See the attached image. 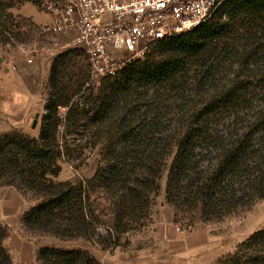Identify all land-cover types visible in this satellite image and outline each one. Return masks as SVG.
<instances>
[{
    "label": "trees",
    "instance_id": "trees-1",
    "mask_svg": "<svg viewBox=\"0 0 264 264\" xmlns=\"http://www.w3.org/2000/svg\"><path fill=\"white\" fill-rule=\"evenodd\" d=\"M8 8L0 0V36L7 30L3 19L12 18ZM158 47L159 59L150 54L130 63L94 97L89 111L101 127L102 160L87 185L53 180L60 172L58 110L67 101H49L37 139L19 134L0 139V180L36 196L37 203L23 215L26 226L98 245L109 239L104 249L113 240L116 245L114 231L128 232L158 196L170 158L165 199L175 220L179 213L200 211L204 222H220L264 199V110L248 86L215 84L214 73L220 59L233 56L240 59L234 77L264 78V0H225L197 29ZM205 52L217 61L205 60L192 78V60ZM101 196L114 213L107 237L98 232L93 214ZM4 239L0 227V264H12ZM37 261L98 264L87 251L51 247L42 248ZM215 264H264V229Z\"/></svg>",
    "mask_w": 264,
    "mask_h": 264
},
{
    "label": "rangeland",
    "instance_id": "rangeland-1",
    "mask_svg": "<svg viewBox=\"0 0 264 264\" xmlns=\"http://www.w3.org/2000/svg\"><path fill=\"white\" fill-rule=\"evenodd\" d=\"M1 1L5 6H9L7 13L12 16L10 19H3V24L7 30L0 36L2 74H5L4 69L11 71L13 66H18V68L14 69L15 78H2L3 83H0V87L4 86L21 96H26L27 99L22 102L13 101L12 103H22V105L17 108L13 106L14 113H8V116L5 117L0 116V139L9 134H19L30 139H37L49 101L53 99L67 101L68 103L58 110L61 123L56 140L59 147L57 165L60 172L56 177H53V180L56 183L70 182L75 185H87L97 172L102 160V145L99 138L101 127L98 122L92 120L93 114L89 110L95 108L96 99L94 97H97L100 88L109 82H115L116 79L113 78H119V73L96 82L91 77L88 58L82 50L77 48L65 52L53 50L52 45L56 35L50 30L51 20L49 22L48 16L38 10L36 0ZM224 1L219 0L217 9L222 6ZM222 18L227 20V12L224 11ZM21 44H36L43 51L38 54L32 64H28L20 48ZM159 49L158 47L149 57L154 60L159 59L161 56V49L160 51ZM209 59L217 61L211 52H205L193 59L190 65L192 71L189 76L197 77V72L201 71V64ZM239 60L233 56L220 59L223 62L216 67L217 70L214 72L215 84L227 83L241 88L248 86L252 95L258 98L255 105L258 109L264 110V78L260 75L251 78L246 76L234 77L233 71L240 70L236 67ZM223 66L227 69L224 68L225 70H223ZM27 103L32 104L30 109L27 107L28 112L24 108ZM69 110H71L70 114H68ZM171 162L172 158L168 160L160 175L158 182L160 190L154 201H157L161 193L165 196ZM50 176L48 177L50 178ZM3 186L8 185L0 180V191L3 190L1 189ZM17 189L23 196L24 204L22 205L27 207V210L37 203L33 192ZM94 199V194H91V201ZM11 201L9 199V203ZM154 201L145 216L134 220L128 232L120 234L114 231L115 236L113 237L118 240V243L114 245L115 240L111 238L112 244L105 249L103 244L105 246L106 243H110L109 239L106 243L103 242L102 245H98L82 238L65 239L42 234L39 230H34L25 224L26 231L24 230V232L29 236H39L37 237L38 244L42 241L53 242L56 240L59 246H47L51 248L81 249L91 253L85 249L84 243L97 245L99 248L97 256L91 254L98 264H151L149 253L145 251V248L148 243L149 232L154 228L155 223L151 215L155 210H158L157 203ZM93 214L100 225L97 228L98 232L107 237L106 229L112 232L110 229L114 224V213H112V209L104 197H99L94 203ZM1 220L6 221V217H2ZM191 220L194 222L193 225L196 223L203 224L211 233L225 240V244L230 246L228 252L214 262L215 264L224 256L235 251L240 243L257 231L264 229V199L257 200L248 210L239 212L220 222H204L201 219L200 211L179 213L175 226H177L178 231H189ZM0 227L6 233L7 228L1 224ZM36 264L40 263L37 261Z\"/></svg>",
    "mask_w": 264,
    "mask_h": 264
},
{
    "label": "built area",
    "instance_id": "built-area-1",
    "mask_svg": "<svg viewBox=\"0 0 264 264\" xmlns=\"http://www.w3.org/2000/svg\"><path fill=\"white\" fill-rule=\"evenodd\" d=\"M219 0H36L51 19L53 50H82L96 82L143 60L163 40L191 32L212 17ZM28 64L43 51L21 44Z\"/></svg>",
    "mask_w": 264,
    "mask_h": 264
},
{
    "label": "crops",
    "instance_id": "crops-1",
    "mask_svg": "<svg viewBox=\"0 0 264 264\" xmlns=\"http://www.w3.org/2000/svg\"><path fill=\"white\" fill-rule=\"evenodd\" d=\"M50 22V18L47 17ZM18 66H13V70L1 69L0 61V83L2 78H15ZM26 96H21L6 87H0V116H8L14 113L16 108L22 103H12L13 101H24ZM11 103V104H10ZM10 104V105H9ZM32 104L25 105L27 107ZM0 191V224L6 229L4 246L11 256L12 264H36L39 251L47 246L58 247L56 240L51 242L37 243V237L29 236L25 230L23 215L27 207H23V196L19 190L13 186H3ZM9 199L12 201L9 203ZM157 211L153 210L151 215L155 221L154 228L149 232L148 243L145 251L149 253L151 264H214L222 255L228 252L230 246L225 244V240L211 233L203 224L196 223L190 227L189 231H178L175 226V214L173 208L167 203L164 194L161 193L157 201ZM12 206V208H11ZM10 211H13L10 213ZM6 217V221L1 220ZM19 218V219H18ZM9 226V227H8ZM11 226V227H10ZM26 231V230H25ZM85 249L92 254H98L97 245L84 243ZM229 247V248H228ZM97 256V255H96Z\"/></svg>",
    "mask_w": 264,
    "mask_h": 264
}]
</instances>
